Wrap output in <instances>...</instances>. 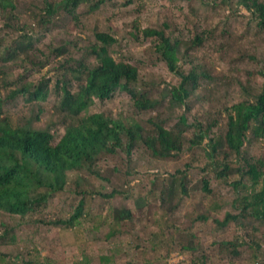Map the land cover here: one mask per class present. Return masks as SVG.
I'll return each instance as SVG.
<instances>
[{
  "label": "trees",
  "instance_id": "1",
  "mask_svg": "<svg viewBox=\"0 0 264 264\" xmlns=\"http://www.w3.org/2000/svg\"><path fill=\"white\" fill-rule=\"evenodd\" d=\"M151 1L154 0H0V244L14 249L12 256L0 254V259H10L7 264H62L41 259V251H53L45 239L40 243L32 241L30 246L29 241L20 242L26 244L20 247L18 238L29 225L72 229L73 233L78 226L92 234L106 220L115 225L131 221L133 213L127 210H111L105 216L94 214L92 196L97 194L104 203L121 196L117 191H142L147 176H151L145 181L147 198L157 192L160 204L169 210L158 228L145 231L153 238V245L166 250L179 245L183 251L191 252L190 264H221L192 241L182 244L187 230L175 228L171 217L196 190L202 192L203 203L193 221L213 218L211 210L222 207L209 189V182L215 180L229 188L228 206L232 211L213 223L221 230L237 231L217 246V257L229 264H264V60L258 58L262 56L252 46L264 44V0H156L168 5L174 18L184 17L183 28L170 26L153 15L147 8ZM183 4L188 14L194 13L191 19L181 10ZM201 6L213 13L198 18ZM237 6L249 11V26L261 21L263 29L257 30L254 40L245 38L251 50L242 39L252 30L237 40L232 30H218V23H210L225 15L220 11L239 13ZM161 12L168 14V10ZM113 22L124 26L123 33L118 35ZM54 29H62L55 34L60 38L51 36L47 46L37 47V40ZM182 30L187 35L182 36ZM69 31L84 35H70L68 39ZM125 36L133 44L148 46L139 55L130 50L121 52L116 46L129 44ZM226 37L234 41L233 45L238 44L235 63L246 61L250 66L238 64L236 71H244L250 78L262 77L260 87L244 85L238 76L214 74L212 65L200 61L199 52L207 45L211 47L207 52L220 53L223 45L216 47L214 42ZM158 65L164 67L165 75L153 71ZM9 67L20 69L16 80L6 81L11 74ZM34 70L41 75L31 80L30 72ZM155 75L159 78L154 79ZM166 76L172 80H165ZM235 83L241 98L228 108L223 100H230L231 85ZM222 90L223 95L218 97ZM202 92L206 98L208 92L215 93L209 98L223 109L214 108L210 114L201 115L200 121L195 115L194 122L188 123L187 114L193 104L205 100ZM119 93L126 95L133 115L125 110L118 116L95 111L96 105L113 102ZM18 97L22 98V110L12 113ZM44 111L64 131L56 143L52 142V123L43 128L36 125ZM9 112L17 118L15 121ZM189 129L193 133H188ZM185 151L189 160L163 175L158 162L177 160ZM105 160L126 167L121 174L123 184L113 166L109 177L102 178L110 185V192L96 193L86 182V173L100 177L95 168ZM143 160L148 162V169L156 171H137ZM132 171L137 183L132 188H122L130 185ZM193 171H197L196 181L189 178ZM61 193L77 195V205L69 216L56 211L55 219H45L41 207ZM115 233L114 227L109 228L104 241L108 242ZM244 250L248 252L246 257ZM110 259L100 256L98 264H111ZM91 261L90 255L81 253V260L75 264Z\"/></svg>",
  "mask_w": 264,
  "mask_h": 264
},
{
  "label": "rangeland",
  "instance_id": "2",
  "mask_svg": "<svg viewBox=\"0 0 264 264\" xmlns=\"http://www.w3.org/2000/svg\"><path fill=\"white\" fill-rule=\"evenodd\" d=\"M37 1V0H36ZM237 1V0H236ZM109 5V4H108ZM190 5H193L191 3ZM168 5L160 2V1H151L147 8L148 10L156 16H159L162 20H165L170 26H178L180 28H183L185 25V19L183 16H178L177 18H174L171 13V9L167 8ZM200 6H198L199 9ZM183 13H186L188 16V19H191V17L194 15L192 12L191 14H188L186 12V6L183 4V6H180ZM196 8L193 10L196 13ZM240 10L239 13L235 12H229L225 13L227 11H220V15L225 14L220 18V21L217 22V20H210V23L212 25L217 24L218 30H224L229 31L232 30L234 34L235 39H239L241 36L247 34L249 30H252L250 33L245 35V37L242 39V43L245 47L250 48L251 45L245 40L249 42H252L255 38V33H257V30H262L263 28L260 26L261 21H253L252 26H249L251 24V20L249 19L250 13L247 9H244L243 7H238L237 10ZM168 10V14H164L161 11ZM213 13V12H211ZM211 13L205 10L203 6H201V12L197 14L198 18H203L204 15L210 16ZM178 15V13H177ZM172 19L171 21L169 20ZM1 23V21H0ZM20 22H18L19 24ZM113 26L116 28L118 35L123 33L124 26L120 22H113ZM122 27V28H121ZM21 29V27H19ZM24 30H31V28H26ZM60 30H55L51 33H48L46 37H42V39L37 40V47H44L47 46L51 42V36L55 37L56 33H59ZM178 30V29H176ZM115 32V31H114ZM114 32L110 31L109 33L114 34ZM68 39L71 38L70 35H75L81 38L84 34L80 33L79 31H69ZM72 33V34H70ZM89 36H91V33H88ZM187 35L184 30H182V36ZM189 36V35H188ZM127 39V42L129 44L124 43L122 46H116L120 49L121 52H125L126 50H130L132 54H141L143 52V49L147 48V44H133L131 40L128 39V36H125ZM59 36H56L55 39H59ZM230 37H226L220 40H216L214 42V45L217 47L219 45H223L222 50L220 53L213 52H207L210 50V46H206L204 51L206 52H199L202 53V57H200L201 62H207L210 65L213 66V73L232 77H239L242 81V83L245 85L247 83L250 84L251 87H260L263 82V78H250L247 74H245L244 71L237 72L236 69L238 68V64L245 65L246 68H250L249 65H246V61H240L238 63H235V53L237 45H233ZM240 42V43H241ZM239 43V44H240ZM253 43V47L257 48V55L262 56L258 57L259 59L264 60V44L263 45H256ZM244 67V68H245ZM9 67L8 69H10ZM156 71L159 75H165L164 73V67L161 65H158L153 69V71ZM36 70L30 72V78L35 79L37 76L41 74H37L35 72ZM20 72V69H14L11 70V74L8 75L6 78V81H13L16 80V74ZM33 75V76H32ZM159 75H155L154 79H158ZM1 77V72H0ZM29 78V79H30ZM165 80H172V78H168L166 76ZM206 85V84H205ZM204 85V86H205ZM232 96L230 97L229 101H224L228 108L233 106L234 103L240 100V94L238 93V85L232 84ZM6 87H10L9 85H6ZM211 87V86H210ZM223 90L219 91L218 97L223 95ZM238 94H237V93ZM202 95L203 92L201 93ZM208 96L212 97L215 96V93L208 92ZM205 97V95H204ZM206 98L204 102L201 104H193L191 111L189 114H187L188 117V123H193L194 120L192 119L195 115L198 121H200V116L203 114H210L214 108H217L218 110H222L223 106H217L214 102V99L211 100L210 98ZM21 97L17 98L18 103L16 105H13L11 108L12 113L15 111L20 110L21 108ZM48 99V102L46 104L48 105L50 102ZM112 102V101H111ZM108 102L105 104H100L95 106V111L97 112H110L112 113V116H118V113L120 111L125 110L124 113L128 114L132 113L130 112V107L127 102L126 95L124 93H119L115 95V98L113 99V102ZM162 106V105H161ZM160 106V107H161ZM6 110V108H5ZM22 110V109H21ZM20 110V111H21ZM160 111V109H158ZM10 113V112H9ZM20 113V112H19ZM180 114V112H179ZM10 115L13 117V121H15L17 118L13 116L11 113ZM133 115V113H132ZM153 115V112H152ZM178 115V114H177ZM176 115V119H177ZM142 116V115H141ZM145 117L147 115H144ZM149 116V114H148ZM179 116V115H178ZM167 117V115H164L163 118ZM160 118V116H159ZM223 119H226L225 116H222ZM174 121H171L173 124ZM49 123H52V119L49 116L48 111H44L41 113L39 118L36 120V125L43 128ZM53 124V123H52ZM214 130H218L217 128ZM50 131L53 133V143H56L59 138L63 135V129L56 123L53 124ZM188 131V130H187ZM193 129H189L188 133H193ZM260 152V151H259ZM264 152V151H262ZM133 158L135 159L136 156L134 154ZM189 160V153L188 151H185V153L181 154V157L177 160H163L159 161L157 165H159L160 170L162 171L163 175H165V172H171L175 167H179L182 163ZM144 162V163H143ZM143 162L139 163V166L136 167L137 171L139 172H146L149 171L150 173L155 172L156 170L154 168L148 169V162L146 160H143ZM116 162L105 160V161H99L96 166V170L98 171L100 177L96 178L95 176L87 175L86 182L89 183V185H92L94 192L98 193L101 192L102 194L109 193L110 191V185L106 183L104 180H102L103 177H109L110 170L113 166H116L117 168V174L120 179V184H123L121 181V174L126 169V167L123 165H119V163L115 164ZM153 164H155L153 160ZM131 168V167H130ZM147 168V169H146ZM133 170V169H132ZM134 171L131 172L130 177L128 181L130 182V185L124 186L122 185V188H132L134 187V184L137 183V178L134 176ZM197 171H193L190 173V181H196L198 176L196 175ZM113 176V175H112ZM151 176L144 177V184L142 185V191L137 190V192L133 191H123V194H126V196H123L122 191H117L118 194L121 192V196L117 195L110 201H104L98 197V195L92 196V199L94 200V204L92 207V212L94 214L97 213V215L102 214L105 216L108 212L110 213L112 211H121V210H127L131 211L133 213V217L131 218V221L124 222L123 224H114L113 221L106 220L104 223H102V227L100 229H94L89 234H87L85 231L80 229L78 226L76 227L77 232L73 233L72 229H53L49 227L44 226H28L25 228V233L19 236V243L20 242H26L29 241V246L32 245V241L35 243H40L41 239H45L44 243L49 245V249L51 250H44L41 251V259H51V262H61L62 264H75L79 260H81V253H86L92 257V261L90 264H98V257H108L111 258V264H126V262H130L132 264H190L192 254L191 252L183 251L179 245L176 247H172L170 250H166L165 247L155 246L153 245L152 241L153 238H151L150 234H146L145 231L152 230V228L157 227V225L162 224L163 218H166L167 213L169 210L165 207H162V205L159 202V195L157 192H155L152 195V198L148 197V188L145 187V181L148 180ZM160 180V179H159ZM118 182V180H116ZM156 184H159V182H156ZM102 190V191H95V190ZM209 189L214 194L215 201H219V204H222L221 210L215 209L211 210V216L213 218H210L206 222H194L193 220L196 217V211H199V206L203 203L202 192L192 190L188 197L184 199V202L182 205L173 212V215L171 217L174 218V227L178 229H186L187 234L184 235V240L182 244L187 241H192L193 245L197 244L199 245L206 255L210 257H214L216 262L221 264H229V262L221 261L220 257H217V252H219V249H217V246L222 242L223 239L232 238L233 235L237 232L234 231V229H226L221 230L220 227H218L215 223H213V220L215 219H221L224 218V214L226 212H231L232 209L230 206H228L229 202V188H226L224 185L219 184L218 182H215V180H211L209 182ZM120 190V189H119ZM77 195H74L73 193H64V194H58L51 197L48 201V204L43 205L40 209L44 211L43 216L45 219H55V212L56 211H62L63 216L66 217L67 215H70V211L73 207L77 205L78 197ZM221 198V199H219ZM136 202H138L139 207H136ZM218 204V205H219ZM150 205H156V208L150 207ZM164 206V205H163ZM110 210V211H109ZM236 213V212H235ZM188 214L189 216H186ZM98 215V216H99ZM46 216V217H45ZM170 218V214H169ZM34 221V220H32ZM112 224V225H110ZM31 225H34L33 223ZM86 227V226H85ZM114 227V231L116 232L115 235L108 241L105 242L104 238L106 233L108 232V229ZM24 231V229H22ZM79 231V232H78ZM195 236V239H192L190 236ZM261 239V236H257ZM97 238V240H96ZM96 240V241H93ZM263 240V239H262ZM84 242H88L86 245ZM26 245L20 243V247ZM80 245V246H79ZM13 247L0 244V254H5L8 256L13 255ZM113 255V258H112ZM248 255V252L244 250V257ZM2 260V261H1ZM6 261L10 262V259L7 258ZM6 261L3 259H0V264H7Z\"/></svg>",
  "mask_w": 264,
  "mask_h": 264
}]
</instances>
